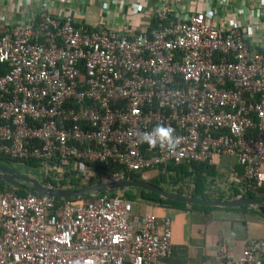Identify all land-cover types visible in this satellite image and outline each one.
<instances>
[{
	"label": "built area",
	"instance_id": "built-area-1",
	"mask_svg": "<svg viewBox=\"0 0 264 264\" xmlns=\"http://www.w3.org/2000/svg\"><path fill=\"white\" fill-rule=\"evenodd\" d=\"M177 1L137 0L140 26L103 0L95 26L79 17L93 0H0V156L45 177L59 160L83 177L108 163L123 181L230 156L264 188V0ZM158 125L174 150L144 141ZM56 200L0 192V264H169V218L133 216L120 193ZM232 258L216 264H264V240Z\"/></svg>",
	"mask_w": 264,
	"mask_h": 264
},
{
	"label": "crops",
	"instance_id": "crops-1",
	"mask_svg": "<svg viewBox=\"0 0 264 264\" xmlns=\"http://www.w3.org/2000/svg\"><path fill=\"white\" fill-rule=\"evenodd\" d=\"M136 1L126 0L124 11L119 8V12L116 14L123 18H131L136 25L140 24L141 26L143 22L145 23V19L144 16L133 13V6ZM138 1L142 3V0ZM176 3L183 7L180 0ZM63 6L70 9L68 3H64ZM103 10V0H93L92 5L83 9L79 17L81 21L96 26L101 18L106 16V12ZM216 25H219V23ZM260 37L264 39V30ZM168 166L174 165H161L157 168L137 173L139 178L135 181H145L166 192L193 198L189 195L194 190L191 184L192 190L188 186L184 187L185 185H183L184 194L177 193L180 187L171 183L169 176L172 177L173 174L166 173V167ZM209 166H212L214 170L210 174L203 173L204 185L198 188L201 196L195 199L232 201L247 197L245 195L246 182L243 175L239 174L242 168L236 164L233 157L217 156L213 158V164ZM162 170L165 183L161 184L162 187H159L154 185L152 181L161 180L162 174L160 171ZM235 190L244 194V197L235 195ZM131 191H116V195L119 193L123 195L124 193L138 195V198L129 201L132 204L133 216L143 217L144 215L153 214L159 220L170 219L173 254L169 264H216L220 258L221 250L231 254L234 261L240 258L249 241L264 240V219L255 214L256 211L259 212L257 207L222 208L191 205L164 199L146 190L138 192L135 189H131ZM142 192L157 195L160 199L148 194H146L147 198L145 200L141 199Z\"/></svg>",
	"mask_w": 264,
	"mask_h": 264
},
{
	"label": "trees",
	"instance_id": "trees-1",
	"mask_svg": "<svg viewBox=\"0 0 264 264\" xmlns=\"http://www.w3.org/2000/svg\"><path fill=\"white\" fill-rule=\"evenodd\" d=\"M0 163L12 165V166H19L21 170L28 171V173L24 174L28 177H32V174L29 173V171H38L36 179L42 185L46 187L51 186L57 190L63 189V188H67L73 191L84 190V189L93 187L95 185H99L107 181L108 173H113L114 175H119L121 173V169L119 167L111 166V164H108V163H94V164L89 163V166L92 172H90L89 174L86 173L85 176L83 177L79 175L76 169L74 170L73 160H66V161L59 160V164L54 165L51 171L49 172V174H47V176L45 177L43 176L44 173H42L43 170L42 171L40 170L41 168L40 164L36 162H24V163H20L21 164L20 165L18 161L16 160H11L9 158L0 156ZM212 170H214L212 166H209L207 164H201V163L200 164L191 163V164H184V165L182 164L180 166L166 167V173L169 172L173 174L172 177L169 176V178L171 179V183L180 187V189L177 190V193L183 195L184 190H182V186L185 185L184 187L188 186V188L191 189V185H193L194 187L193 192L191 194L187 193L193 198H197L201 196L199 194L198 188L204 185V182H203L204 174L203 173L210 174ZM58 171H63L61 177H57ZM160 173L162 174L161 180H158V181L154 180L152 181V183L154 185L162 187L161 184L165 183V180H164L165 178L163 176L164 175L163 170L160 171ZM239 174L243 175L242 170L239 172ZM138 178L139 176H137V174H125L124 176V180L135 181ZM244 180L246 182V185H245V188H246L245 195L246 196H251L255 198H264V188L255 190L251 182L247 181L246 179ZM26 186L30 187L29 185H26ZM10 190H14L21 197H25L28 195V193L25 190L11 187L7 185L5 182L0 180V192L10 191ZM103 194H108L109 196H115L116 191H108ZM146 194L152 195L153 197L160 199V197H158L157 195L149 194L147 192L141 193V199L145 200L147 198ZM235 195L244 197V194L239 193L238 190H235ZM124 196L128 201H132L135 198H138L137 194L129 195L127 193H124ZM219 198L222 199L221 197ZM56 201L58 204L62 202H70L73 205H87L90 202H93L94 200L85 199V198H69V199H57ZM174 203L180 204L177 202H174ZM255 214L264 219V215H262L261 213L256 211Z\"/></svg>",
	"mask_w": 264,
	"mask_h": 264
},
{
	"label": "water",
	"instance_id": "water-1",
	"mask_svg": "<svg viewBox=\"0 0 264 264\" xmlns=\"http://www.w3.org/2000/svg\"><path fill=\"white\" fill-rule=\"evenodd\" d=\"M20 170L17 166L0 163V180L11 187L25 190L30 196H46L53 199L85 198L94 200L100 194L108 191L135 189L138 192L146 190L159 195L161 198L191 205L222 208L257 207L258 211L264 215V198L247 196L232 201H204L166 192L145 181L118 180L113 173L107 174V181L84 190L73 191L67 188L57 190L42 185L37 179L24 175Z\"/></svg>",
	"mask_w": 264,
	"mask_h": 264
},
{
	"label": "clouds",
	"instance_id": "clouds-1",
	"mask_svg": "<svg viewBox=\"0 0 264 264\" xmlns=\"http://www.w3.org/2000/svg\"><path fill=\"white\" fill-rule=\"evenodd\" d=\"M143 139L150 147H156L159 144L161 147H167L168 150H174L179 138L174 135V130L163 126H156L151 132L143 134Z\"/></svg>",
	"mask_w": 264,
	"mask_h": 264
},
{
	"label": "rangeland",
	"instance_id": "rangeland-1",
	"mask_svg": "<svg viewBox=\"0 0 264 264\" xmlns=\"http://www.w3.org/2000/svg\"><path fill=\"white\" fill-rule=\"evenodd\" d=\"M73 166L76 167L75 163H73ZM23 174L28 173V171L20 170ZM29 173L32 174V177L36 179L38 171H29ZM129 192H132L129 190Z\"/></svg>",
	"mask_w": 264,
	"mask_h": 264
}]
</instances>
